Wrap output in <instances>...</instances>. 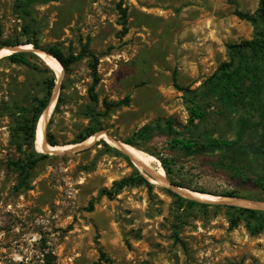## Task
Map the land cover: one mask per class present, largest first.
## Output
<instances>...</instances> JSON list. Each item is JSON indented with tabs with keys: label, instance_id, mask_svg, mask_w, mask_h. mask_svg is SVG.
Returning <instances> with one entry per match:
<instances>
[{
	"label": "rangeland",
	"instance_id": "obj_1",
	"mask_svg": "<svg viewBox=\"0 0 264 264\" xmlns=\"http://www.w3.org/2000/svg\"><path fill=\"white\" fill-rule=\"evenodd\" d=\"M23 2L0 0V49L32 37L37 50L80 56L60 77L50 69L56 78L51 99L61 100L56 109L52 101L45 131L56 151L79 144L92 128L103 134L89 137L85 149L47 154L28 176L20 175L15 164L25 163L17 137L21 109L44 96L50 74L32 52L27 57L38 70L0 59V264H264V231L251 236L244 222L231 228L227 205L188 206L168 193L179 184L194 193L235 192L237 199L264 203V191L253 183L264 172V156L186 153L170 146L173 137L197 132L235 140L238 116L208 95L200 100L206 118L190 125L188 104L174 82L201 90L229 61L228 47L253 38L252 24L235 13L255 15L259 0H33L27 13ZM119 6L127 14L125 34ZM84 50L98 60L97 103L88 93L91 59ZM125 97L127 106L104 116V100ZM105 137L133 141L129 146L144 153L148 173ZM243 143L264 147V126L248 132ZM34 144L37 152L47 151L35 138ZM135 170L151 189L127 186L113 200L100 194ZM100 251L109 263L99 261Z\"/></svg>",
	"mask_w": 264,
	"mask_h": 264
},
{
	"label": "trees",
	"instance_id": "obj_2",
	"mask_svg": "<svg viewBox=\"0 0 264 264\" xmlns=\"http://www.w3.org/2000/svg\"><path fill=\"white\" fill-rule=\"evenodd\" d=\"M33 0H25L20 6L25 13H27V6ZM27 3V4H26ZM119 12L121 17L122 33L127 32V14L126 10L119 6ZM235 15L242 20L250 22L254 29L253 38L250 41H245L240 45H231L229 49V61L223 63L217 69V71L207 79L201 86V90H190L188 88L181 89L174 82L175 87L183 92V97L188 104L189 124L195 126V121H202L206 118V111L202 108L200 100L203 99L202 95H208L215 99V101L230 114L237 115L235 135L236 138L233 141H227L223 139L207 138L202 132H197L195 136L189 138H177L173 137L170 141V146L174 150H182L186 153L201 154L209 151H229L239 156L254 155V158H263L264 147L257 146L255 150L251 149L248 144L243 143V140L248 132L256 130L257 126H264V0H259L258 10L255 15L248 13L236 12ZM27 31H32L31 27L27 25ZM32 45L35 49L39 48L38 42L32 37H28L23 43L16 45ZM8 47L7 45H4ZM40 49V48H39ZM47 54L53 56L62 66L63 71H67L69 66L80 59V56L69 55L65 57L62 52L56 49L44 50ZM84 53L91 59L89 62V68L92 77V84L89 87L88 93L90 100L93 103H97V95L95 88L99 82L97 74L98 60L96 56L84 50ZM28 53L21 52L16 54H10L3 59L8 60L14 64H21L27 67H31L34 70H38V66L30 64L27 57ZM32 55V54H31ZM45 71L50 74L49 80L45 82L46 92L42 97H36L33 99L31 108L29 110L21 109V120L17 123V137L21 143V147H25L24 160L25 163H17L16 170L20 175L28 176L33 166L40 160L45 159L47 154L37 152L35 150L34 138L35 128L40 115L46 110L50 101L51 93L56 87V78L52 74L49 68H45ZM61 98L57 99L58 106ZM130 102L129 97H125L121 101L107 102L104 100V116L114 109H118L122 106H127ZM240 110V113H239ZM242 111V112H241ZM27 113V115H25ZM102 114V115H103ZM167 129L169 133H173V124L168 122ZM145 128L143 131H146ZM149 130V129H148ZM101 129L92 128L83 135H81L75 143H81L92 137ZM142 134V132H140ZM45 141L48 145L56 147V144L52 140L51 136L45 131ZM105 147L112 149L115 153L119 152L108 146L102 141ZM125 144L135 146L133 141H126ZM128 161L129 159L125 157ZM164 165V164H163ZM165 171L168 169L164 167ZM253 183L261 190L264 191V172L258 174ZM131 185H144L148 189L152 188V185L136 170L135 172L126 178L115 182L111 190H102L101 195L105 196L109 200H113L115 196L124 187ZM175 187L182 188V185L173 184ZM175 198L181 200L188 206L197 205L193 200H186L180 198L176 193L168 190ZM223 197L237 198L235 192H228ZM200 206H204L201 205ZM90 211L92 210V203L89 205ZM229 210V225L231 228H235L240 222H244L245 228L251 236H256L264 231V211L239 208L234 206H227ZM100 262L109 263V259L105 254L100 251ZM98 264V263H96Z\"/></svg>",
	"mask_w": 264,
	"mask_h": 264
},
{
	"label": "bare ground",
	"instance_id": "obj_3",
	"mask_svg": "<svg viewBox=\"0 0 264 264\" xmlns=\"http://www.w3.org/2000/svg\"><path fill=\"white\" fill-rule=\"evenodd\" d=\"M22 48L26 49V50H30L31 49V45H24L22 46ZM10 53L9 50L3 49L2 51H0V59L8 56ZM36 56L43 62V64L45 66H47L49 69H51L52 71H54L56 73V75L58 77H60L62 75L63 69L62 66L60 65V63L55 60L52 56L45 54L43 52H36ZM54 107V103L51 102L50 106L48 107L46 113H43L41 115V117L38 119V122L36 124V128H35V140L38 142L40 149L41 150H47L49 152H55L57 149L56 147L50 146L48 145L45 140H44V127H45V123L48 119V117L50 116V113L52 111ZM109 144H112L117 147V144L111 140H109L107 137L104 138ZM91 140H93V138H88L85 141L79 143V144H75L71 147H66L62 150H69L72 148H75L77 146L80 145H85L88 142H91ZM118 146H120L121 148H123L136 162L139 166H141L142 169H146V171L148 172V167L144 162L143 156L144 153L136 150L135 148L126 145V144H119ZM61 150V149H60ZM164 182H160L159 184H162ZM183 192L188 193V194H192V195H197L201 198L199 199H203L206 201H211V202H219V201H224V202H231V203H235L237 206H244V207H251V208H257L256 205H254L253 203L249 202V201H241V200H235V199H231V198H227V197H215V196H210V195H204V194H200V193H194L188 190L183 189ZM261 209H264V204L260 205Z\"/></svg>",
	"mask_w": 264,
	"mask_h": 264
},
{
	"label": "water",
	"instance_id": "obj_4",
	"mask_svg": "<svg viewBox=\"0 0 264 264\" xmlns=\"http://www.w3.org/2000/svg\"><path fill=\"white\" fill-rule=\"evenodd\" d=\"M24 45H27V44H24ZM24 45H19V46H15V47H11V48H1L0 51H2L3 49H6V50H9L11 54H16V53H21V52H32L33 54L36 55V52H43V51H40V50H37L35 49L32 45H31V49L30 50H26L24 48H22V46ZM45 53V52H43ZM47 54V53H45ZM10 55V54H9ZM49 55V54H48ZM51 56V55H50ZM53 57V56H52ZM54 58V57H53ZM55 59V58H54ZM53 100H57V97L51 99L50 103L53 101ZM50 103L48 105V107L50 106ZM48 107L46 108V110L44 111V113H46ZM46 127V125H45ZM45 127H44V140H45ZM103 133H99V134H95L94 135V138L97 139L98 137H100ZM46 142V141H45ZM116 144H120V142H115ZM92 144V143H91ZM91 144H88V145H80V146H77L75 148H72V149H69V150H65V151H55V152H49V151H44V153L46 154H61V153H67V152H76L78 150H82V149H85L87 147H89ZM121 151L125 152V154H127L130 158V160H132L134 162L135 165H137V162L123 149L121 148L120 146H117ZM145 172L146 169H143ZM148 173V172H147ZM150 174V173H149ZM151 175V174H150ZM153 178H156L154 177L153 175H151ZM174 188V191H176V193H178L179 195H181L182 197H184L185 199H188V200H193V201H197V202H201V203H205V202H210V201H200V200H197L195 198H193L192 196H190L189 194H186L183 192V188H180V187H175V186H172ZM229 198V197H227ZM231 199H235V200H240V199H237V198H231ZM243 201V200H241ZM211 203H215V204H222V205H227V206H237L235 203H231V202H224V201H221V202H211ZM253 203L254 205L257 206V208H251V207H244V206H238L240 208H249V209H255V210H261V211H264V209H261V208H258V207H261L260 205L261 204H264L262 202H251Z\"/></svg>",
	"mask_w": 264,
	"mask_h": 264
}]
</instances>
